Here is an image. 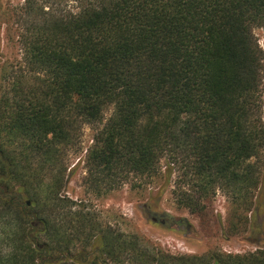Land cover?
Listing matches in <instances>:
<instances>
[{
  "label": "trees",
  "instance_id": "16d2710c",
  "mask_svg": "<svg viewBox=\"0 0 264 264\" xmlns=\"http://www.w3.org/2000/svg\"><path fill=\"white\" fill-rule=\"evenodd\" d=\"M5 16L23 56L0 65V264H264V244L173 254L89 197L155 180L167 157L178 206L203 213L221 191L229 232L264 235V0H25ZM86 124L75 199L66 152Z\"/></svg>",
  "mask_w": 264,
  "mask_h": 264
},
{
  "label": "rangeland",
  "instance_id": "374dc122",
  "mask_svg": "<svg viewBox=\"0 0 264 264\" xmlns=\"http://www.w3.org/2000/svg\"><path fill=\"white\" fill-rule=\"evenodd\" d=\"M24 2L0 0V65L6 60L22 62L23 51L15 37L19 26L13 24L10 31H7L9 25L3 24L7 16L3 18L2 15L22 6ZM256 35L264 47V30H257ZM97 127L84 125L77 133L76 142L66 152V160L73 169L66 190L75 199L86 194L83 179L86 175L85 160L93 145ZM167 162V157L161 160V172L155 180L135 178L110 195H89L93 199V211L105 221H110L115 228L139 233L173 254L199 255L214 249L242 254L256 251L264 244V235H257L250 228L243 235H232L229 232L231 206L221 191H217L207 202L208 208L203 213L178 206L175 193L178 191L176 184L179 181L180 166H175L173 176L167 179ZM260 163L264 170V155ZM263 222V217L258 218L259 224Z\"/></svg>",
  "mask_w": 264,
  "mask_h": 264
}]
</instances>
